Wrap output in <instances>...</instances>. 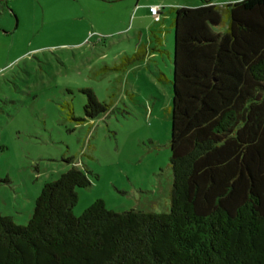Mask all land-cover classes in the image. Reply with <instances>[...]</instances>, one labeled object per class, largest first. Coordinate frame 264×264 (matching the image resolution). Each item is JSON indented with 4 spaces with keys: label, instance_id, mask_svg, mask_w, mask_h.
<instances>
[{
    "label": "trees",
    "instance_id": "obj_1",
    "mask_svg": "<svg viewBox=\"0 0 264 264\" xmlns=\"http://www.w3.org/2000/svg\"><path fill=\"white\" fill-rule=\"evenodd\" d=\"M170 11L172 50L150 47L171 63V78L152 70L170 89L168 210L96 199L76 216V189L97 175L72 165L42 185L25 224L0 212V264H264V0ZM82 92L86 118L111 107Z\"/></svg>",
    "mask_w": 264,
    "mask_h": 264
},
{
    "label": "rangeland",
    "instance_id": "obj_2",
    "mask_svg": "<svg viewBox=\"0 0 264 264\" xmlns=\"http://www.w3.org/2000/svg\"><path fill=\"white\" fill-rule=\"evenodd\" d=\"M193 1L0 0L2 214L25 224L42 185L72 165L97 175L76 189V216L96 199L118 212L168 210L170 89L152 70L171 78L169 57L155 51L127 72L117 66L152 31L171 51L170 7ZM83 89L109 110L86 118Z\"/></svg>",
    "mask_w": 264,
    "mask_h": 264
},
{
    "label": "crops",
    "instance_id": "obj_3",
    "mask_svg": "<svg viewBox=\"0 0 264 264\" xmlns=\"http://www.w3.org/2000/svg\"><path fill=\"white\" fill-rule=\"evenodd\" d=\"M209 1H211L212 3H214V4H216V5H218L220 8H223V6L226 4V3H228V2H232V1H235V0H209ZM200 4H202V0H200L199 2H178V3H175V4H173V7H177V6H188V5H190V6H197V5H200ZM137 5H140V4H137ZM151 5V4H150ZM149 5V6H150ZM152 5H154V4H152ZM149 6H148V11H149V13L151 14V12H150V10H149ZM140 8V7H139ZM138 8V9H139ZM152 15V14H151ZM165 18V16H163L162 15V11H161V15H160V21L159 22H162L163 21V19ZM153 19V22H157V21H155L154 20V18H152ZM139 34V33H138ZM138 36V35H137ZM151 36L153 37V38H150V40H149V43L148 44H145V45H147V55H146V57H145V59L146 60H153L154 59V57H156V55L155 54H153V52H151V48L150 47H152V46H154L155 44V47L157 46V47H159V44H158V42H155V41H157L156 40V38L158 37L153 31L151 32ZM162 43H163V41H162ZM137 47V46H136ZM136 49V48H135ZM134 65V64H133ZM133 65H131L130 67H128L127 69H126V71L125 72H127L130 68H132L133 67ZM124 72V73H125Z\"/></svg>",
    "mask_w": 264,
    "mask_h": 264
},
{
    "label": "built area",
    "instance_id": "obj_4",
    "mask_svg": "<svg viewBox=\"0 0 264 264\" xmlns=\"http://www.w3.org/2000/svg\"><path fill=\"white\" fill-rule=\"evenodd\" d=\"M149 10L154 18L155 21H159L160 19V8L155 5H150Z\"/></svg>",
    "mask_w": 264,
    "mask_h": 264
}]
</instances>
